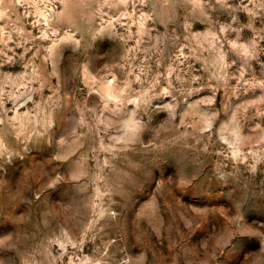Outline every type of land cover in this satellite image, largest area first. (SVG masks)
I'll list each match as a JSON object with an SVG mask.
<instances>
[{
	"label": "rangeland",
	"instance_id": "374dc122",
	"mask_svg": "<svg viewBox=\"0 0 264 264\" xmlns=\"http://www.w3.org/2000/svg\"><path fill=\"white\" fill-rule=\"evenodd\" d=\"M0 264H264V0H0Z\"/></svg>",
	"mask_w": 264,
	"mask_h": 264
}]
</instances>
